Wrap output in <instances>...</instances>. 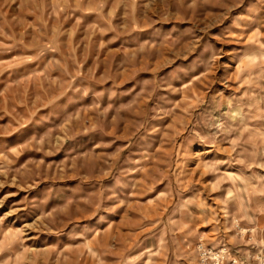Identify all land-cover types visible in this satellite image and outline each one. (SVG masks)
<instances>
[{
	"label": "rangeland",
	"instance_id": "rangeland-1",
	"mask_svg": "<svg viewBox=\"0 0 264 264\" xmlns=\"http://www.w3.org/2000/svg\"><path fill=\"white\" fill-rule=\"evenodd\" d=\"M0 264H264V0H0Z\"/></svg>",
	"mask_w": 264,
	"mask_h": 264
}]
</instances>
